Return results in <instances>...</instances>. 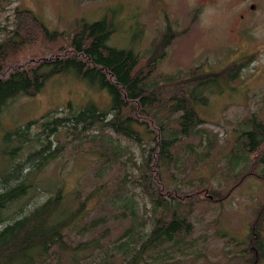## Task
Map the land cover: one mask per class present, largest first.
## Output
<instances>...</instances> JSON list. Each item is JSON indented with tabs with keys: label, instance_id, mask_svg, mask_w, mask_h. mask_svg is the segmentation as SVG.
Segmentation results:
<instances>
[{
	"label": "rangeland",
	"instance_id": "1",
	"mask_svg": "<svg viewBox=\"0 0 264 264\" xmlns=\"http://www.w3.org/2000/svg\"><path fill=\"white\" fill-rule=\"evenodd\" d=\"M249 3L243 0H0V41L15 34L13 31L25 21L24 10L36 14L48 30L58 33L48 39L38 26L23 33L22 38L27 42L8 48L6 57H0V76L16 68L35 66L43 59L69 54L76 20L93 22L101 17L111 18L116 27L107 44L118 48L134 46L140 69L145 70L147 63L154 60L155 70L151 75L159 83L167 75H177L175 82L182 85L219 76L207 104L197 107L203 120L197 126L198 131L173 147L176 161L166 174L165 181L178 189L181 200L190 203L192 209L191 238L196 246L186 256H177V264H264V257H259L252 247L248 249L244 242L249 240L251 227L258 225L257 213L264 205V181L255 173L260 167L252 166L251 155L250 170H246L249 166L240 169L243 161L235 167L232 164L236 160L230 156L244 120L255 114L264 121V0H259L254 10L249 9ZM20 38L18 33L15 39ZM227 72L232 76L228 77ZM172 90L173 86H166L161 96H168ZM88 98L100 109L109 103L105 92L85 87L72 74L53 75L38 92L18 95L4 106L0 143L4 131L24 127L28 122H31L28 130L31 134L41 133L47 118L67 115ZM69 127L58 126L50 135L49 150L56 149L55 157L41 165L39 184L52 187L57 181L62 188L77 189L82 196L103 182L110 189L122 187L134 195L136 212L145 216L150 204L136 181L135 165L141 161V148L107 129L93 126L84 130L78 126L77 137L70 133ZM47 131L40 137L46 138ZM106 137L112 139L114 150L109 144L103 145ZM29 149L28 144L17 149L21 157L15 159L22 162L21 170H29L31 166L26 160ZM5 169L0 159V171ZM97 170H103V175L97 176ZM241 170L249 174L239 179L240 175L236 174ZM43 197L42 194L39 199ZM92 206L96 207L94 199L89 203ZM110 223V239H113L128 225V220ZM259 230L264 240V220Z\"/></svg>",
	"mask_w": 264,
	"mask_h": 264
},
{
	"label": "trees",
	"instance_id": "2",
	"mask_svg": "<svg viewBox=\"0 0 264 264\" xmlns=\"http://www.w3.org/2000/svg\"><path fill=\"white\" fill-rule=\"evenodd\" d=\"M22 14L25 21L13 31L15 34L0 41V57H6L8 48L27 42L23 33H29L33 26H38L48 39L58 34L48 30L30 10ZM112 21L109 17L93 22L76 20L69 54L43 59L35 66L16 68L0 76V123L8 101L18 95H33L53 75L72 74L85 87L109 97L105 109L88 98L67 115L47 118L41 133L28 131L31 122L4 131L0 143V159L6 168L0 171V264H177V256H186L196 246L191 238V204L183 202L178 189L165 180L176 161L173 147L198 131L203 120L197 107L207 104L219 76L182 85L175 82L177 75H167L159 83L151 75L154 60L147 63L145 70L140 69L134 46L118 48L107 44L116 30ZM18 33L19 40L15 39ZM226 75L232 76L229 72ZM166 86H173V90L163 98ZM58 126H70V133L75 136L79 135L78 126L84 130L96 126L122 135L141 148V161L135 165L136 181L150 204L145 216L136 212L134 195L122 187L110 189L103 182L82 196L77 189L66 190L57 181L52 187L39 184L44 161L55 157L56 149L49 150V137ZM46 131V138L40 137ZM236 140L230 155L236 163L232 165L239 166L242 160L240 169L259 166L255 173L264 181V121L255 114L247 117ZM23 144L30 147L26 157L31 163L29 170H21L22 162L15 159L21 157L17 149ZM106 144L114 150L111 138H103V145ZM244 174L249 173L241 170L236 176L241 179ZM96 175L102 176L103 170H97ZM93 199L97 209L89 207ZM256 218L258 225L251 227L249 240L244 242L248 249L252 247L259 257H264V240L259 230L264 205ZM125 219L128 225L110 239V222Z\"/></svg>",
	"mask_w": 264,
	"mask_h": 264
},
{
	"label": "flooded vegetation",
	"instance_id": "3",
	"mask_svg": "<svg viewBox=\"0 0 264 264\" xmlns=\"http://www.w3.org/2000/svg\"><path fill=\"white\" fill-rule=\"evenodd\" d=\"M243 1H250L249 3V9L250 10H254L255 8H257L258 4H259V0H243ZM241 18H243V14L240 15Z\"/></svg>",
	"mask_w": 264,
	"mask_h": 264
}]
</instances>
